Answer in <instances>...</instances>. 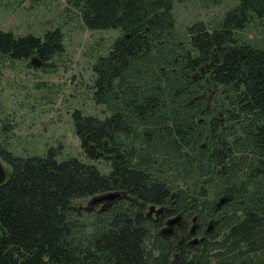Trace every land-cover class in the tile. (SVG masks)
<instances>
[{
	"label": "trees",
	"instance_id": "obj_1",
	"mask_svg": "<svg viewBox=\"0 0 264 264\" xmlns=\"http://www.w3.org/2000/svg\"><path fill=\"white\" fill-rule=\"evenodd\" d=\"M210 1L223 10L180 31L175 0H66L87 30L118 32L91 64L104 116L73 113L84 157L110 170L0 143V264H264V0ZM63 49L58 29L0 30V64ZM194 220L211 225L197 246Z\"/></svg>",
	"mask_w": 264,
	"mask_h": 264
},
{
	"label": "rangeland",
	"instance_id": "obj_2",
	"mask_svg": "<svg viewBox=\"0 0 264 264\" xmlns=\"http://www.w3.org/2000/svg\"><path fill=\"white\" fill-rule=\"evenodd\" d=\"M175 1L180 31L223 10L210 0ZM223 1L229 5L234 0ZM53 29L60 30L64 49L48 66L37 68L29 60L0 64V143L19 156H43L55 148L58 158L75 157L107 173L110 168L104 161L90 162L84 157L73 113L104 116L103 107L92 98L91 64L107 52L118 32L87 30L66 0H0V30L42 36ZM97 197L75 204L98 212L106 203H93ZM193 225L190 222L189 228Z\"/></svg>",
	"mask_w": 264,
	"mask_h": 264
},
{
	"label": "water",
	"instance_id": "obj_3",
	"mask_svg": "<svg viewBox=\"0 0 264 264\" xmlns=\"http://www.w3.org/2000/svg\"><path fill=\"white\" fill-rule=\"evenodd\" d=\"M8 174H9V170H8V166L2 161V159L0 158V186L3 185L7 179H8ZM119 196V194L117 193H112V194H107V195H103L100 197H97L93 200V203H100L106 200H113L115 198H117ZM178 221H180V218H175V219H171L167 222V227L166 229L162 230V234H167L171 232V225L177 223ZM211 230V225H209V229L208 232H210ZM195 232V227H193L190 231V234L193 235ZM193 243H196V240L193 241Z\"/></svg>",
	"mask_w": 264,
	"mask_h": 264
},
{
	"label": "flooded vegetation",
	"instance_id": "obj_4",
	"mask_svg": "<svg viewBox=\"0 0 264 264\" xmlns=\"http://www.w3.org/2000/svg\"><path fill=\"white\" fill-rule=\"evenodd\" d=\"M179 222H180V221H178L177 223L171 225V227H170V228H171V232H170V233H167V234H165V235H170V234H172V230L174 229V227H175L176 225L179 224ZM193 224H194V225L191 227V229H192L193 227H195V232H194L193 235H191V234H190L191 229L189 228V240L186 241L185 243H187L188 245H191V246H197L199 243H202L203 240H204V237H205L206 235H208V229H209V226H208V228H207V230H206L205 232H200V228H199L198 224L195 222V220H194V223H193ZM194 240H196V243H193Z\"/></svg>",
	"mask_w": 264,
	"mask_h": 264
}]
</instances>
